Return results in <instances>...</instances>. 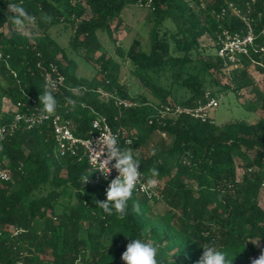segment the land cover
Wrapping results in <instances>:
<instances>
[{"label":"trees","instance_id":"obj_1","mask_svg":"<svg viewBox=\"0 0 264 264\" xmlns=\"http://www.w3.org/2000/svg\"><path fill=\"white\" fill-rule=\"evenodd\" d=\"M11 2L19 0H0V130L18 112L42 115L39 96L46 90L56 98L52 114L69 121L77 137H89L101 115L125 131L120 145L133 150L145 180L155 179L156 201L166 210L155 213L148 197L133 190L125 216L103 213L97 202L108 182H90L95 171L83 151L57 156L51 119L32 127L19 122L0 136V163L12 175L0 183V264H125L122 254L134 237L156 245L159 264H197L209 243L232 264L264 254V92L249 73L252 65L264 72V53L244 57L240 68L229 70L232 86H221L229 67L200 43L209 36L215 44L224 28L243 29L231 12L219 17L234 2L264 47V0H23L35 17L23 32L5 23ZM131 5L150 9L155 22L148 51L138 41L127 52L116 49L130 61L145 91L139 95L130 93L122 65L103 52L98 36L111 38ZM167 19L174 28L161 32ZM59 25L73 29L67 47L50 34ZM80 62L94 68L91 77L78 73ZM51 64L64 77L58 90L44 80L43 68ZM246 89L258 97L244 106L261 113L253 124L161 114L165 106L196 108L208 93L220 100ZM117 99L137 106L125 108ZM152 143L156 150L147 153Z\"/></svg>","mask_w":264,"mask_h":264},{"label":"built area","instance_id":"obj_2","mask_svg":"<svg viewBox=\"0 0 264 264\" xmlns=\"http://www.w3.org/2000/svg\"><path fill=\"white\" fill-rule=\"evenodd\" d=\"M246 3H255L256 0H242ZM239 17L244 24L242 30L231 31L228 28L221 30L216 44L217 55L225 62L228 67L237 66L242 64L244 57L250 56L252 52L264 53V47L256 44V33L253 25V21L243 14L242 10L231 2L228 4V8H224L219 17L226 18L229 13ZM2 53L0 51V57ZM41 67V66H40ZM43 68V67H41ZM44 69V80L46 84L52 90H58L64 83V77L58 75V69L54 64H51L49 69ZM228 70H230L228 68ZM208 96L206 103L199 104L196 108H185L179 105L177 106H165L161 110V114L167 116H179L182 114H190L196 119H200L203 122L210 120V112L215 110L219 106V99L214 96ZM116 103L125 108L137 106V103L131 100L117 99ZM51 119L53 124V135L55 140V152L59 157L76 156L79 152L85 154L90 167L95 171V177L90 181L91 183L100 184L109 182V180L117 173L115 170L110 174L109 180H105L103 174L99 170V161L104 159L103 156H94L91 151V147H95L98 141L111 134H115L120 143L122 137L126 135L122 129H114L110 126L107 119L101 115H98L92 122V130L90 136L87 138L77 137L74 135L72 127L67 120H63L61 116L52 114L42 117V115L35 113H16L15 119L8 126H4L0 130V136L3 138L8 131H13L19 122L26 123L29 127L42 124L44 121ZM87 142V143H85ZM98 150V149H97ZM110 167V165H109ZM97 171V172H96ZM12 180L10 170L4 168L0 163V183L9 182ZM157 183L150 185L143 175L139 177L134 191L138 194L146 195L151 205H154L160 198L157 190Z\"/></svg>","mask_w":264,"mask_h":264},{"label":"rangeland","instance_id":"obj_3","mask_svg":"<svg viewBox=\"0 0 264 264\" xmlns=\"http://www.w3.org/2000/svg\"><path fill=\"white\" fill-rule=\"evenodd\" d=\"M123 23L116 29L113 33V36L110 38L107 32H98V36L100 38L103 52H105L108 56L112 57L115 61L119 62L122 65V80L125 82L130 88V93L134 94H142L144 93V89L141 88L139 82L131 75V63L128 59L122 58L117 54L116 49L121 48L123 51L127 52L132 44L135 41L140 42L141 48L144 51H148L150 47V42L154 29V14L153 12L145 6H128L122 12ZM116 23H112V29H114ZM174 23L172 20L167 19L162 24V30L164 29H173ZM73 33V29L69 25L65 27L64 25L55 26L50 30V34L59 42V44L63 47L68 46L69 38ZM202 45V50L204 52L216 53V49L214 42L209 36H206L200 40ZM241 65L231 66L229 69L240 68ZM264 68V66H261ZM78 73L85 77H91L94 73V68L89 65L87 62L84 64L82 62L79 63ZM231 71H224L222 77H220L221 86L231 85V81L229 78V73ZM249 73L253 80L256 83V86L264 92V72L259 71L255 66H251L249 68ZM1 79V78H0ZM1 81H3L1 79ZM209 95V93L207 94ZM150 97V96H149ZM220 97L219 106L210 112V118L216 123V125L222 126L226 123H234V122H243L245 121L247 124H253L257 122L261 116V113L258 111L251 112L247 110L245 105L248 103L256 102L258 97L255 93H251L249 89L242 90L240 96L238 97L234 92L229 91V93H223ZM7 105V104H6ZM9 107V105H7ZM15 109V108H14ZM156 150L155 144H151L149 146V150L147 153H151ZM137 155V154H136ZM242 171H238V177L240 178ZM263 198L261 200V205L264 207V190H263ZM153 206V210L155 213H164L166 210V205L163 200L157 201ZM149 242H152L151 240ZM172 253V252H171ZM259 256L252 257L250 264L258 259ZM83 264V263H79Z\"/></svg>","mask_w":264,"mask_h":264},{"label":"clouds","instance_id":"obj_4","mask_svg":"<svg viewBox=\"0 0 264 264\" xmlns=\"http://www.w3.org/2000/svg\"><path fill=\"white\" fill-rule=\"evenodd\" d=\"M7 8L11 15H8L5 23L14 26L21 32L26 29L27 25L35 21V17L23 6V0L7 3ZM39 101L42 117L55 111L56 98L51 92L44 91L42 95L40 94ZM91 151L94 156L104 157L102 161H99V170L97 171L103 174L105 180H109L113 170L117 173L108 182L105 199L98 201L97 205L107 215L125 216L127 201L141 176L139 160L135 157L132 149L120 145L115 134L106 136L103 141H98L95 147H91ZM150 171L152 176L156 175L155 169ZM81 179L85 184L89 180V176H82ZM147 183L154 185L156 181L148 178ZM202 247L204 251L197 264H232V260L228 259L226 252L215 243L205 244ZM122 260L125 264H159L158 248L146 239L134 237L127 244L126 250L122 254ZM253 264H264V254L256 259Z\"/></svg>","mask_w":264,"mask_h":264}]
</instances>
